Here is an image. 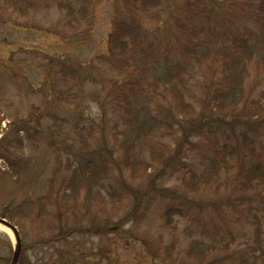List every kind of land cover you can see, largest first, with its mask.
Listing matches in <instances>:
<instances>
[{"label": "rangeland", "instance_id": "374dc122", "mask_svg": "<svg viewBox=\"0 0 264 264\" xmlns=\"http://www.w3.org/2000/svg\"><path fill=\"white\" fill-rule=\"evenodd\" d=\"M245 2L0 0V217L20 232L19 264H264V181L240 186L242 168L264 164V22ZM123 22L144 43L118 67L108 42ZM190 34L200 59L173 48ZM242 38L255 58L230 104L222 59L202 53L241 57ZM173 64L185 99L164 86ZM122 144L145 163L119 168Z\"/></svg>", "mask_w": 264, "mask_h": 264}, {"label": "trees", "instance_id": "16d2710c", "mask_svg": "<svg viewBox=\"0 0 264 264\" xmlns=\"http://www.w3.org/2000/svg\"><path fill=\"white\" fill-rule=\"evenodd\" d=\"M244 5L248 7V9H246L247 10L246 13H248L252 18H257V19L262 18V20L264 22V0H257V1L255 0L254 2H253V0H246ZM141 28L142 27L139 24L133 25L131 23H125V22L117 23L115 25L114 30L111 32V34L109 36L108 57H110V60H112V58L115 57V63H117L118 67H126L129 59L134 57V53L138 49L139 50L141 49L142 42L144 43V39H142V42L140 41V39L142 38V36H141V30L142 29ZM199 30L200 29H195V32L192 31V33H195L197 35V33H200ZM208 32L211 33L212 30L210 29V30H208ZM191 34H190V36L188 35L190 37V40L188 42L175 43V44H173V48L175 51H177L181 54L186 53V52L190 53V50H191L192 53L196 54L197 58L200 59L201 55L198 54V50H197V47H199L200 45L197 44V47L194 50V47L191 45V43L194 44L195 42H193L191 40V37H192ZM242 39L243 40H242V43L240 44V49L243 51L244 55H242L241 57H239V54H237V51L235 52V50L233 49V47L231 45H224V46L218 47L217 44H210L209 43L208 45H205L206 51H204L202 53V57L204 56L206 59H209V60H213V59L214 60H220V59H222L223 75L221 76L220 79H222V81L227 80L228 83L226 82V85H228V86L231 85V89L228 92V95L231 98L230 104H234L236 102L237 96H238V91H239V89H241V86L243 84L245 72L247 71L246 62L244 60H246V59L252 60L253 58H255L254 57L255 55L252 53V44L251 43L249 44V41H247V38H245V39L242 38ZM204 41H205V39H204ZM147 42H148L146 44L147 48L146 47L143 48V51L147 54L148 53L149 54L154 53L156 51L155 43L151 42V41H147ZM157 50L159 53L158 48H157ZM216 53H221L224 56H220ZM147 56H149V55H146V57ZM209 56H211V57L207 58ZM229 57L231 59H229ZM206 59H201V60H206ZM258 60L260 61L263 59L258 58ZM180 65L181 64H173L172 67H174V68H170V69H168L167 72H164L165 73L164 76L167 79L165 82L166 84H164V86L172 87L171 88L172 91H176L177 93H180V95L182 94L183 98L185 99V95L183 94V90H182V88H180L179 85L182 82H187V81L185 79V75L182 76V74H180L182 69L176 68L177 66H180ZM59 67H60L59 70H61V72H63V73L65 72V73L72 74V70L73 71L75 70L74 68L67 66V64H65L63 62H60ZM78 71H79V69H78ZM75 73H76V70H75ZM144 79L145 78H143V80ZM157 80H160L161 82H163V78L160 75H157L156 81ZM129 81H131L133 85L137 84V86H138L141 83L143 86L142 78H141V81L139 82V80L133 74H131ZM151 81L152 80L147 79L146 84L148 86L151 85L150 84ZM232 81H233V84H231ZM219 84L222 85L220 82H219ZM153 85H158V83L156 82V84H153ZM176 87L179 88V90L176 89ZM223 102H225V101H222V103ZM188 103H190V102H188ZM185 106L188 107L190 105H185ZM151 116H153V115H151ZM154 124L156 125L155 132L157 130H160L161 121L156 120V122H154ZM203 125L204 124H202V123H196V127L197 126L201 127ZM129 127H131V126H129ZM144 128L145 127H142L143 132L145 134H148V132H150L152 130V129H145L144 130ZM171 128H172V125L170 126L169 130ZM128 140L129 139H127V141ZM149 144H150V142H149ZM126 145L127 144H122V148L124 147V152H123V157L121 159V162L119 163V168L131 172L132 169L135 168V166H138V165L141 166L143 163H145V161L140 157H139V160H140L139 162H138V159L136 161H134L131 152L127 148L125 149ZM191 173H192L191 178L194 181L193 177H194L195 173L193 171ZM241 176H242V178L240 181V186L242 187L243 190L246 188H249V189L254 188L255 182L264 181V164L261 162V163L252 165L250 168H242L241 169ZM91 178H93V176L89 177V179H91ZM71 182L74 183V186L76 188L80 187V183L77 182V180H76V178H74V176L70 179V183ZM192 183L189 184V181H186V184H189L190 187H192V185H191ZM193 184H195V182ZM70 195L74 196L73 194H70ZM26 205H27V203H25V201L19 205V208L21 209V211H26L27 208L29 210L32 207V205L29 207H27ZM181 211H182V209L179 212H176V211H174V208H170L167 211V216L171 217L173 215L179 214ZM10 218L13 220L14 216H11Z\"/></svg>", "mask_w": 264, "mask_h": 264}, {"label": "water", "instance_id": "95a60500", "mask_svg": "<svg viewBox=\"0 0 264 264\" xmlns=\"http://www.w3.org/2000/svg\"><path fill=\"white\" fill-rule=\"evenodd\" d=\"M0 223L3 224L4 226L8 227L11 229L15 235L16 238V248L12 260V264H18L21 256V250H22V243H21V238L20 234L18 232V229L14 227L12 224H10L7 220L0 218Z\"/></svg>", "mask_w": 264, "mask_h": 264}, {"label": "bare ground", "instance_id": "6f19581e", "mask_svg": "<svg viewBox=\"0 0 264 264\" xmlns=\"http://www.w3.org/2000/svg\"><path fill=\"white\" fill-rule=\"evenodd\" d=\"M0 230L5 231V232H7L10 236H12L11 230H10V229L8 230L6 227L2 226L1 224H0Z\"/></svg>", "mask_w": 264, "mask_h": 264}]
</instances>
